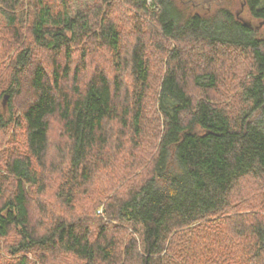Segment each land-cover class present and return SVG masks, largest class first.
Masks as SVG:
<instances>
[{
  "label": "trees",
  "instance_id": "obj_1",
  "mask_svg": "<svg viewBox=\"0 0 264 264\" xmlns=\"http://www.w3.org/2000/svg\"><path fill=\"white\" fill-rule=\"evenodd\" d=\"M241 2L0 0V264H264V0Z\"/></svg>",
  "mask_w": 264,
  "mask_h": 264
},
{
  "label": "rangeland",
  "instance_id": "obj_2",
  "mask_svg": "<svg viewBox=\"0 0 264 264\" xmlns=\"http://www.w3.org/2000/svg\"><path fill=\"white\" fill-rule=\"evenodd\" d=\"M200 2L201 7L204 11H212L213 9L217 8L218 6H227L232 9L233 12H239L241 10L242 0H196ZM92 0H68V4L70 7V13L74 14L79 8H83L85 5L90 4ZM241 16L244 19L251 20L252 22H257L249 17V15L244 11L241 13Z\"/></svg>",
  "mask_w": 264,
  "mask_h": 264
},
{
  "label": "water",
  "instance_id": "obj_3",
  "mask_svg": "<svg viewBox=\"0 0 264 264\" xmlns=\"http://www.w3.org/2000/svg\"><path fill=\"white\" fill-rule=\"evenodd\" d=\"M260 24H261V23H260ZM7 99H8L7 95L4 96V98H3V103H4V104L6 103Z\"/></svg>",
  "mask_w": 264,
  "mask_h": 264
}]
</instances>
